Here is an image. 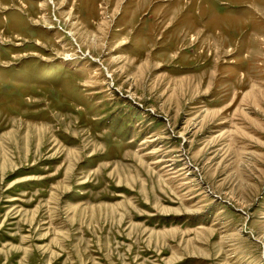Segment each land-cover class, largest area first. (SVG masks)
I'll return each mask as SVG.
<instances>
[{"label":"rangeland","instance_id":"374dc122","mask_svg":"<svg viewBox=\"0 0 264 264\" xmlns=\"http://www.w3.org/2000/svg\"><path fill=\"white\" fill-rule=\"evenodd\" d=\"M0 264H264V0H0Z\"/></svg>","mask_w":264,"mask_h":264}]
</instances>
